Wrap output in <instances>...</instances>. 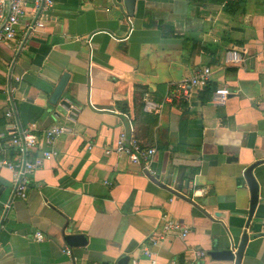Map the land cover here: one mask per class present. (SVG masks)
Listing matches in <instances>:
<instances>
[{"label": "crops", "instance_id": "1", "mask_svg": "<svg viewBox=\"0 0 264 264\" xmlns=\"http://www.w3.org/2000/svg\"><path fill=\"white\" fill-rule=\"evenodd\" d=\"M35 17L29 5L15 41L0 45V133L19 125L39 139L32 156H56L28 175L25 200L7 213L0 264H151L145 248L156 264H232L208 254L244 233L241 264H264V0H136L133 17L123 0H54L43 29L29 36ZM230 49L245 51L241 65L225 64ZM205 68L208 84L230 91L224 106L202 101V90L160 114L143 111L145 94L160 103L171 84ZM65 73L59 103L68 100L77 118L50 148L43 132L67 124L59 103L49 104ZM129 131L157 150L154 178L105 154ZM0 159L16 163L18 154ZM254 164L259 195L249 221L243 173ZM14 183L1 168L0 216ZM164 217L186 225L187 237L164 235ZM69 235L85 245L67 247ZM198 250L205 256L194 260Z\"/></svg>", "mask_w": 264, "mask_h": 264}, {"label": "built area", "instance_id": "2", "mask_svg": "<svg viewBox=\"0 0 264 264\" xmlns=\"http://www.w3.org/2000/svg\"><path fill=\"white\" fill-rule=\"evenodd\" d=\"M30 5L36 17L34 20L25 24V31L28 35L35 31L43 29L44 23L42 17L48 14L54 6V0H0V45L8 44L15 41L17 37V30L26 16V9ZM23 42V45L26 43ZM245 51L230 49L225 54L224 62L230 66H239L244 62ZM211 77L209 68H205L192 78L183 80L176 84H171L165 96L160 103L153 102L145 94L143 97V111L148 114H160L165 104H180L183 101L189 100L192 94L196 91H202L208 85ZM18 82V78H16ZM230 91L227 88L216 89L210 99V104L214 107L224 106L230 96ZM65 106H61V110L65 114L67 124H55L46 129L42 134L41 142L46 147H52L55 141L61 137L70 135L72 133V126L76 123L77 110L72 104L65 100ZM10 105H15L14 101L10 100ZM14 113L16 108H13ZM12 112L6 113L7 118H11ZM17 133L6 137L5 134L0 133V154L8 150H15L18 154L16 163L9 162L5 159H0V169H8L14 178V187L10 192L9 200L3 205L0 216V230H2V223L6 219L7 213L14 200H25L27 196V188L29 185L28 175L39 168L44 161L51 160L56 156L52 149H44L38 156H32L33 151L39 144V139L36 135L28 130L23 129L18 125ZM155 148L143 147L139 143L136 134L129 131V133L120 134L116 139L114 146L105 150L106 155H115L117 157L125 156L130 164L141 168L142 172L148 177L154 178L155 172L151 168L152 160L156 154ZM164 224L162 233L164 235H178L181 238H186L189 234V229L182 222L170 220L164 217ZM34 239L37 242L43 240L41 233H35ZM67 255H71L70 250H66ZM143 254L150 260L151 264H156L153 253L145 248ZM1 255V242H0ZM194 260L201 259L205 256L203 251H195L193 254ZM132 264H137L135 260ZM168 264H176L171 261Z\"/></svg>", "mask_w": 264, "mask_h": 264}, {"label": "water", "instance_id": "3", "mask_svg": "<svg viewBox=\"0 0 264 264\" xmlns=\"http://www.w3.org/2000/svg\"><path fill=\"white\" fill-rule=\"evenodd\" d=\"M135 4H136V0H123V7L125 10V13L129 17H133L134 15ZM68 80H69V75L66 73L63 74L50 97V100H49L50 105L57 106ZM65 105L66 104L64 101H61L59 103V106H65ZM255 167H256L255 164L251 165L243 173V177H244L245 183L248 187L249 194H250V207H249V215H248L249 221L251 220L254 214L255 208L258 203V195H259V187H258V184L255 180L254 173H253ZM180 198H182L183 200H188L185 196H180ZM64 241L67 247H70V248L82 247L86 243L85 237L81 235L65 236ZM247 241H248V236L246 233H244L238 245L233 244L231 249L219 251V252H210L208 255L214 261L227 262V263H232V264H241L243 252L245 250ZM128 261L129 260L127 257H123L118 261L117 264H128Z\"/></svg>", "mask_w": 264, "mask_h": 264}, {"label": "trees", "instance_id": "4", "mask_svg": "<svg viewBox=\"0 0 264 264\" xmlns=\"http://www.w3.org/2000/svg\"><path fill=\"white\" fill-rule=\"evenodd\" d=\"M217 88H216V86L215 85H210V84H208L205 88H204V90H203V93L205 94H202L201 95V100L202 101H208V100H210L211 99V96H212V94H213V92L216 90ZM202 92V91H201ZM204 96V97H203ZM124 112H125V110H124Z\"/></svg>", "mask_w": 264, "mask_h": 264}]
</instances>
